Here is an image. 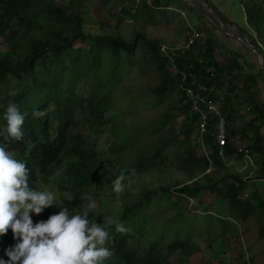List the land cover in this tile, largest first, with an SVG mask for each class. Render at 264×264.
Returning a JSON list of instances; mask_svg holds the SVG:
<instances>
[{
  "label": "trees",
  "instance_id": "trees-1",
  "mask_svg": "<svg viewBox=\"0 0 264 264\" xmlns=\"http://www.w3.org/2000/svg\"><path fill=\"white\" fill-rule=\"evenodd\" d=\"M133 1H128L127 6L111 7L113 12L108 11V14L113 20L105 18L104 14L96 21L101 31L91 32L86 27L90 20L84 15L87 0H0V126L5 123L3 115L10 101H14L20 111L27 114L23 126L24 139L10 143L9 150L26 162L30 170V184L38 189L39 185L45 186L50 177L55 179L57 203L73 213L83 209V201L91 196L93 188L97 192L102 191L96 167L106 165L105 161L102 162L106 155L99 153L93 143L98 136L97 126L103 121L102 114L110 108L108 94L105 89L101 91L107 83L100 77L102 59L104 55H109L113 68L123 65L122 59L133 60L129 66H135L137 59L132 55L138 52V48L144 56L148 54L151 66L159 71L161 82L155 87L154 94L162 97L169 88L176 91L180 103L174 118L182 115L183 120L179 126L180 135L175 136L179 139L178 148L182 147L186 159L201 163L205 168L216 163L224 169L228 166L224 164L227 158L233 159L231 162L234 163L243 158L242 153L237 151L238 145L234 143L241 139L256 162L253 178L264 181V100L260 92L264 73L259 64L250 60L255 55L247 48L246 53L238 49L221 52L220 40L210 28L204 26L208 21L201 11L188 3H179L182 6L179 9L186 10L191 20L197 15L199 37L189 47L178 51H171L168 47L167 51L164 50L157 39L145 37L141 32H135L134 40L127 41L104 28H114L123 20L124 14L144 18L136 3L144 5L145 0ZM206 1L219 15L218 8L213 7L210 0ZM238 2L246 23L244 28H238L240 36H246L249 44L260 52L264 62V0ZM154 4L168 6L161 0H154ZM109 9L110 6L107 7ZM220 18L226 22L225 18ZM168 19L170 15L165 14L161 21L165 23ZM190 29L187 28L184 37H187ZM88 40L86 46L74 44L75 41L83 43ZM137 42L139 47H136ZM167 66H172L175 73ZM199 84L204 85L206 90H200ZM185 87L217 101L226 121L228 135L223 157L217 155L213 140L214 120H210L208 132L204 135V145L211 152L210 159L195 149L194 144H188L192 133L197 132L199 115L190 114V100L185 95ZM168 113L169 110L162 117ZM78 116L84 118L79 122ZM167 121H164V126ZM79 123L84 132H73ZM166 144V141L161 142L162 147ZM156 153H153L154 157ZM94 162L97 163L96 167ZM239 165H243V162ZM138 167L136 164L135 168ZM205 174L201 176L205 177ZM105 175L108 177L110 174ZM113 175L109 179L111 184L117 177ZM197 179L175 184L172 192L195 197L203 189H209L212 193L225 196L236 217L242 220L264 210V196L256 188L249 190V180L238 174L221 173L218 178L221 183L225 179L230 180L219 187L215 184L217 181L213 185L211 180L204 183ZM160 187L171 189V186ZM204 197L206 195L202 194L198 200L202 201ZM140 203L141 198L134 202L123 200L121 219H127V213ZM59 211L60 206L53 205L40 214L30 213V217L36 223ZM108 211L103 212L99 208L98 213L89 214V219L107 224L110 221ZM109 230L114 237V243L108 245L113 256L104 264H171L173 253H180L179 259H182L200 250L198 244L187 238L172 239L165 246L148 242L140 251L136 248L141 245L139 241L132 247L125 234L116 233L114 226H110ZM258 237L264 238V224L258 228ZM17 242L11 229L0 236V259L7 261L9 258L5 249Z\"/></svg>",
  "mask_w": 264,
  "mask_h": 264
},
{
  "label": "rangeland",
  "instance_id": "rangeland-1",
  "mask_svg": "<svg viewBox=\"0 0 264 264\" xmlns=\"http://www.w3.org/2000/svg\"><path fill=\"white\" fill-rule=\"evenodd\" d=\"M104 1L87 0L85 4L84 15L90 20L86 27L91 32L101 31L96 21L104 14L105 18L113 20L108 14V11L113 12V7L127 6V2L133 0H106V3ZM145 2L144 5L136 4H139L143 17L153 22L124 14L123 20L114 28H104L121 35L127 41H133L135 32H141L145 37L157 39L165 47L164 50L167 51L168 47L171 51H178L185 48L184 35L187 28L196 29L198 25L197 15L191 20L186 10L179 9L182 7L179 3L189 2V5L201 11L203 18L208 21L204 26L210 28L220 40L221 52L226 49L247 52L237 39L225 35L216 19L195 0H161V3L168 4L166 7L163 4L155 5L154 0ZM210 4L216 6L219 15L226 19V30L240 35L238 28H244L246 23L238 0H210ZM165 14L170 15L166 24L161 21ZM242 37L248 41L246 36ZM87 42L89 40L83 43L75 41L74 44L82 47L88 45ZM138 42L136 47H139ZM137 51L132 55L137 59L135 66H129L133 60L122 59L123 65L113 68L109 55L103 56L100 77L107 83L101 91L105 89L108 94L110 108L102 114L103 121L97 126L98 136L93 143L99 153L106 155L102 159L106 165L96 167L97 163H93L100 177L102 191L97 192L93 188L91 196L84 199L82 208L92 202L95 204V213L99 212V208L103 212L109 210L107 216L110 221L123 222L129 229L128 234H125L129 245L134 247L139 241L141 245L136 248L140 251L148 242L165 246L172 239L190 238L199 245L200 250L187 258L179 259L180 253H173L170 257L171 264H217V261L219 264H264V238L258 237V228L264 224V210L242 220L236 217L225 196L212 193L209 189H203L195 197L172 192L175 184L189 183L196 177L198 182L209 183L211 180L213 185L217 181L215 184L218 187L226 185L225 182L230 179H225L223 183L218 180L221 173L225 172L246 178L249 180V190L256 188L264 196V181L253 178L252 171L256 163L254 156L250 154L252 161L243 156L241 160H235V163L231 162L233 159L227 158L224 164L228 166L224 169L216 163L205 168L201 163L188 161L182 147L178 148L179 139L175 136L180 135L179 126L183 120L182 115L174 118L180 103L176 91L169 88L162 97L154 94L155 87L161 82L159 71L151 66L148 54L144 56L139 48ZM218 57L222 58L220 54ZM250 60L258 64L255 56L250 57ZM167 67L175 73L172 66ZM260 92L264 100L263 80L260 81ZM168 110V115L162 117ZM78 118L80 122L84 116ZM166 119L168 121L164 126ZM262 130L264 132V125ZM72 131L84 132L80 123ZM165 141L167 144L162 147L161 142ZM234 143L238 146L245 145L241 139L235 140ZM188 144H194L195 149L210 159L211 152L205 145H198L195 132L189 138ZM153 153L157 156L154 157ZM241 162L243 165H239ZM136 164L138 168H135ZM122 170L126 175L125 189L120 194H113L109 179L113 174L119 176ZM106 173L110 175L107 177ZM204 173L205 177L201 176ZM160 185L171 186V189H160ZM45 188L57 196V181L52 177L46 182L43 190ZM99 193L100 202L97 197ZM202 194L206 197L199 201L198 198H201ZM139 198L140 205L127 213V219H121L123 200L134 202Z\"/></svg>",
  "mask_w": 264,
  "mask_h": 264
},
{
  "label": "clouds",
  "instance_id": "clouds-1",
  "mask_svg": "<svg viewBox=\"0 0 264 264\" xmlns=\"http://www.w3.org/2000/svg\"><path fill=\"white\" fill-rule=\"evenodd\" d=\"M15 95V93H10ZM26 113L10 101L0 126V236L11 229L18 242L7 249V261L0 264H104L113 256L108 246L114 243L109 228L126 234L129 229L119 220L107 224L89 219L95 213V204L82 210H72L57 203V196L50 189L30 184V170L24 160L9 150V144L24 139L23 126ZM125 172L112 181V191L120 194L125 189ZM60 206L58 213L46 220L33 223L30 213L40 214L46 207Z\"/></svg>",
  "mask_w": 264,
  "mask_h": 264
},
{
  "label": "built area",
  "instance_id": "built-area-1",
  "mask_svg": "<svg viewBox=\"0 0 264 264\" xmlns=\"http://www.w3.org/2000/svg\"><path fill=\"white\" fill-rule=\"evenodd\" d=\"M147 1L149 2V0ZM198 37L199 32L196 29L191 28L190 32L186 37L184 47H189L198 39ZM162 48L164 49L165 47L162 46ZM199 89L206 90V87L204 85L199 84ZM185 95L187 96L188 100H190V114L196 113L199 115V121L196 132V140L198 145L204 147V135L208 132L210 120H214V129L212 132L214 138L213 140L217 146V155L219 157H223L224 146L228 142V135L226 129V121L220 108L218 107L217 101L213 98H208L200 95L198 92H195L190 87H185ZM237 151L242 153V155L247 159L251 160L248 148L244 146H237ZM246 161L247 164L248 160Z\"/></svg>",
  "mask_w": 264,
  "mask_h": 264
},
{
  "label": "water",
  "instance_id": "water-1",
  "mask_svg": "<svg viewBox=\"0 0 264 264\" xmlns=\"http://www.w3.org/2000/svg\"><path fill=\"white\" fill-rule=\"evenodd\" d=\"M198 1L205 8V10L208 11L216 19V21L219 23V25H220V27H221V29L225 35H230V36L234 37L235 39H237L245 48L250 50L255 55L257 62L260 65V67L264 73V62H263V57L260 54V52H258L251 44H249L248 41H246L242 36L226 30V28L224 26V22L222 21L220 16L212 9V7L208 4V2L206 0H198Z\"/></svg>",
  "mask_w": 264,
  "mask_h": 264
},
{
  "label": "crops",
  "instance_id": "crops-1",
  "mask_svg": "<svg viewBox=\"0 0 264 264\" xmlns=\"http://www.w3.org/2000/svg\"><path fill=\"white\" fill-rule=\"evenodd\" d=\"M189 3V2H188Z\"/></svg>",
  "mask_w": 264,
  "mask_h": 264
}]
</instances>
